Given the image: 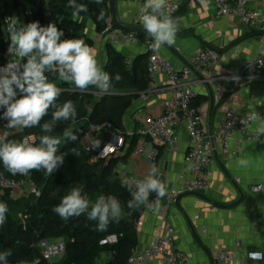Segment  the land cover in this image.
I'll return each mask as SVG.
<instances>
[{
    "label": "crops",
    "instance_id": "0c3cea01",
    "mask_svg": "<svg viewBox=\"0 0 264 264\" xmlns=\"http://www.w3.org/2000/svg\"><path fill=\"white\" fill-rule=\"evenodd\" d=\"M168 1V0H167ZM180 3V13L174 18L179 25L175 43L163 45L161 55L172 61L177 70L190 66V57L206 47L221 52L218 64L206 68L194 76L196 97L194 105L200 109L203 126L214 136V157L207 177L209 188L203 193H188L181 196L168 212L167 220L176 228V246L187 253L186 264H214L216 251H228L234 257L231 264H264L263 260L248 259L249 252L264 250V135L255 140H244L239 146L234 139L224 147L216 137L224 113L234 108L239 116L257 113L250 129L264 124V79H222V76L236 74L251 59L264 58V30L260 26L250 27L238 15L219 14L213 0H175ZM145 0H115L114 9L109 4V19L128 31L125 26H138V18ZM251 6L264 10V0H251ZM17 12V11H16ZM86 32L95 41L93 50L101 65L107 58L108 42L96 31L95 24L88 20ZM144 33L138 41L119 47L127 59L148 60V49ZM264 74V67L261 70ZM163 73L153 77L148 99L135 100L124 115V129L139 127L146 115L158 116L163 110V101L171 90L165 83ZM226 89V91H223ZM219 98V100H218ZM177 149L156 144L158 165L167 188L172 186L183 171L185 155L189 148V136L185 127L176 131ZM145 139L137 138L138 143ZM127 150V148H126ZM122 159L117 168L119 175L142 180L150 166L144 157L133 156V151ZM129 158L132 159L129 161ZM248 161L246 167L237 161ZM136 224V245L145 246L164 230L162 216L151 213L147 208ZM111 242L116 240L112 238ZM114 255L101 253L96 264H108ZM147 264H167L156 259Z\"/></svg>",
    "mask_w": 264,
    "mask_h": 264
},
{
    "label": "trees",
    "instance_id": "16d2710c",
    "mask_svg": "<svg viewBox=\"0 0 264 264\" xmlns=\"http://www.w3.org/2000/svg\"><path fill=\"white\" fill-rule=\"evenodd\" d=\"M7 1L0 0L2 54L6 50V39L2 29L3 17L17 11L21 18L20 8L26 9L20 0H15L14 10L8 12L9 5H5ZM32 1L36 6L32 11L33 21H38L41 26H47L50 22L55 23L64 32L62 39L80 38L92 49L95 41L86 32L87 21L90 19L94 22L99 34H102L108 26L110 0H104L101 5H97L94 0H77L88 8V11L81 13L79 18L72 16L73 9L68 6V0ZM101 9L105 14L104 21L97 20ZM181 11L179 9L178 13ZM137 32L139 36L144 34L142 31ZM101 67L113 77L112 87L107 93H101L94 87L80 91L73 84L60 81L57 76L49 74V80L63 89L57 103L62 104L70 100L77 111L74 121L58 123L52 134L62 137L63 129L70 127L78 138L75 142H65L61 138L57 154H65L64 163L51 176L43 170L30 172L34 183L41 189L39 197L29 195L14 199L7 191L0 192V202L8 206L6 221L0 226V252L11 251L8 257L9 264L42 261L39 242L49 238H62L66 242V253L56 264H96L98 256L103 252L114 255L108 264H126L132 249L137 246L136 224L146 207L142 206L136 210L128 208L127 202L132 199L133 190H130L117 171L122 159L113 157L108 161L99 160L92 163L91 155L84 150L81 139L91 125H101L105 129L111 127L124 129V115L127 109L135 100L148 92L152 78L148 72L146 59L135 58L129 61L110 43L107 47V58ZM117 73L121 76L119 81L114 79ZM45 119H50V114ZM27 134L39 136L43 133L38 127L26 128L7 138L21 140ZM136 142L137 137L130 140L124 158L134 150ZM0 173L11 177L20 176V174H11L4 168L2 162H0ZM160 179L164 181L161 173ZM73 187H81L91 202L101 195H114L121 202L123 219L118 224H110L104 232L95 230L96 222L89 221L87 213L68 220L61 219L52 209ZM23 215H27L28 218L23 220ZM112 236L116 237L115 242L109 240Z\"/></svg>",
    "mask_w": 264,
    "mask_h": 264
},
{
    "label": "clouds",
    "instance_id": "9594fccd",
    "mask_svg": "<svg viewBox=\"0 0 264 264\" xmlns=\"http://www.w3.org/2000/svg\"><path fill=\"white\" fill-rule=\"evenodd\" d=\"M94 2L101 5L104 0ZM166 5L167 0H145L141 9L140 23L151 37L150 47L154 51L163 45H173L179 31L178 22L166 14ZM68 6L73 9L74 18L88 11L86 5L77 0H68ZM104 18L101 9L97 20L104 21ZM8 32L7 52L18 59H11L0 67V109H3L0 119L7 121L4 125L7 129L38 127L43 134L25 136L21 140L0 136V162L13 175L43 170L51 176L64 163L65 154H57L61 138L65 142H75L78 137L70 127L63 129L62 137L52 134L58 123L74 121L77 111L70 100L57 103L63 89L49 80V74L73 84L80 91L94 87L101 93L109 91L113 77L103 70L95 51L83 39H62L64 32L55 23L47 26H41L38 21L23 24L19 18L12 17L8 21ZM114 79H121L119 73ZM49 114L50 119H45ZM251 118L259 117L253 113ZM256 134L258 137L264 135V124L257 128ZM247 163L245 159L237 161L242 167ZM133 183L135 191L127 202L130 209L151 208L150 194H155L157 199L168 194L167 185L154 165L142 180ZM52 211L64 220L87 213V219L96 222L95 230L99 232L107 231L110 224H118L123 219L121 202L114 195H101L91 202L81 187L71 188ZM7 212V204L0 202V226L6 221ZM10 255V250L0 252V264H9ZM248 258L264 259V250L249 252Z\"/></svg>",
    "mask_w": 264,
    "mask_h": 264
},
{
    "label": "built area",
    "instance_id": "2783aa9c",
    "mask_svg": "<svg viewBox=\"0 0 264 264\" xmlns=\"http://www.w3.org/2000/svg\"><path fill=\"white\" fill-rule=\"evenodd\" d=\"M213 2L219 14L238 15L246 25L250 27L260 26L264 30V10L252 7L251 0H213ZM179 9V2L175 0L167 1L165 9L167 15L174 17ZM13 13L18 12L14 11ZM13 13L6 14L2 19L7 32L8 21L13 17ZM25 14H32V12L26 11ZM141 15L142 13L137 23L143 28L140 23ZM102 35L108 43L117 48L134 43L139 39L136 30L125 31L120 26L112 23L110 19H108V26ZM144 42L148 49L147 64L150 77L153 79L155 75L163 73L166 78L165 83L171 90L170 95L163 101L162 113L158 116L146 115L143 124L135 128L118 130L115 127L105 129L101 125H91L84 133L81 144L84 150L91 155V162L96 163L99 160L108 161L110 158L119 156L125 152L132 138L141 137L145 141L137 144L133 150V156L144 157L149 166L154 165L157 167L159 155L155 145L171 146L173 150H176V131L178 128L185 127L190 141L185 155L184 169L178 175L176 182L168 188V194L161 199H157L155 194H150L149 202L152 207H146L151 213L158 214L166 220L164 230L145 246H135L126 264H147L156 259H162L167 264H186L187 253L176 246L178 238L176 228L166 218L172 205L181 196L188 193H203L209 188L210 181L207 177V171L214 157L215 137L206 132L200 109L194 105V98L196 97L194 76L196 74L199 76L202 70L218 64L222 54L216 48H203L191 55L188 68L177 70L172 61L161 55V48L158 51L152 50L150 47L151 37L146 35ZM3 54H7V49ZM11 59L13 58L5 60L0 67L6 65ZM263 67L264 58L251 59L242 66L238 73L225 75L221 78L235 81L264 79V74L261 73ZM223 91H226V89H223ZM141 98L147 100L148 94H143ZM2 112L0 111V114ZM251 114L239 116L234 108L225 111L220 129L216 135L224 147H229L231 139H234L240 146L244 140L250 141L258 138L257 132L250 129L251 123L255 120L251 118ZM257 115L259 118L263 117ZM6 123V120L0 119V136H9L23 130L7 129L4 127ZM29 135L33 134L25 136ZM131 160L129 158V161ZM119 167L117 166V168ZM121 178L124 182H127L130 189L135 191L133 181L139 179L123 176L122 174ZM262 190H264L263 185L255 188V192ZM4 191L9 192L14 199L22 196L33 195L39 197L41 195V189L34 183L30 173L18 177L0 173V192ZM27 218V215L22 216L23 220ZM137 224H142V221H138ZM112 238L116 240L115 236L110 237L109 240ZM39 249L43 262L35 260L28 264H56L66 253V242L62 238L42 239L39 242ZM233 260L234 257L228 251L219 250L213 255L214 264H231Z\"/></svg>",
    "mask_w": 264,
    "mask_h": 264
},
{
    "label": "rangeland",
    "instance_id": "374dc122",
    "mask_svg": "<svg viewBox=\"0 0 264 264\" xmlns=\"http://www.w3.org/2000/svg\"><path fill=\"white\" fill-rule=\"evenodd\" d=\"M20 2L26 6V9L21 7L20 8V12H21V19H22V23L23 24H27L29 22H33V16L32 14H28L26 15L25 12H32L36 6L34 4V2L32 0H20ZM5 5H9L8 7V12H11V10H14L13 6L15 5V0H8L7 2H5ZM3 32H4V36L6 39V49H8V45H9V33L6 31L5 26H2ZM11 58V56L8 54L4 55L0 52V65L4 63L5 60H9ZM13 59H18L15 57H12Z\"/></svg>",
    "mask_w": 264,
    "mask_h": 264
},
{
    "label": "water",
    "instance_id": "95a60500",
    "mask_svg": "<svg viewBox=\"0 0 264 264\" xmlns=\"http://www.w3.org/2000/svg\"><path fill=\"white\" fill-rule=\"evenodd\" d=\"M114 3H115V0H110V7L115 12ZM13 17H17L21 21L19 13H13ZM125 28L129 29V30H137V31H142L144 33H147L146 31H144V29L142 27H138V26H125ZM116 158H120V156H116ZM177 202H178V200H177Z\"/></svg>",
    "mask_w": 264,
    "mask_h": 264
},
{
    "label": "bare ground",
    "instance_id": "6f19581e",
    "mask_svg": "<svg viewBox=\"0 0 264 264\" xmlns=\"http://www.w3.org/2000/svg\"><path fill=\"white\" fill-rule=\"evenodd\" d=\"M137 31V30H136Z\"/></svg>",
    "mask_w": 264,
    "mask_h": 264
}]
</instances>
